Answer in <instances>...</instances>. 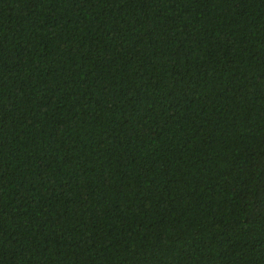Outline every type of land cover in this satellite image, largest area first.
<instances>
[{"label": "trees", "instance_id": "16d2710c", "mask_svg": "<svg viewBox=\"0 0 264 264\" xmlns=\"http://www.w3.org/2000/svg\"><path fill=\"white\" fill-rule=\"evenodd\" d=\"M0 264H264V0H0Z\"/></svg>", "mask_w": 264, "mask_h": 264}]
</instances>
